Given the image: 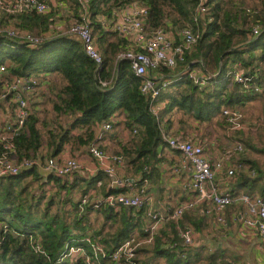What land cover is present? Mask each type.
<instances>
[{"label": "trees", "instance_id": "obj_1", "mask_svg": "<svg viewBox=\"0 0 264 264\" xmlns=\"http://www.w3.org/2000/svg\"><path fill=\"white\" fill-rule=\"evenodd\" d=\"M83 1L91 14L98 49L104 59L103 67L99 71L86 55L79 38L72 35H54L57 9L47 15L25 9L20 13L9 14L7 20L0 18V25L4 28L49 37L41 46L35 48L0 36V68L5 66L6 73L16 77L56 75L64 82L58 94V102L54 104V124L65 116L69 128L59 132L55 126L44 133L39 128L40 118L34 110L15 139L20 162L44 160L41 149L45 136H48V156L55 159L73 142V136L80 146L90 145L95 137V128L110 122L114 117L123 116L127 127L138 130L136 135L142 139L137 151L125 150V154L130 157L129 163L137 171L143 170L145 178L148 177L146 167L157 159L156 148L164 142L161 127L170 135L176 114L183 112L185 117L180 120L181 130L178 132L182 133L188 131L192 121L210 124L218 118L221 125L230 126L223 117L224 109L238 111L247 103L263 96L264 93L257 92L256 88L264 91V0L258 5L261 9L256 7L249 10L243 7L246 0L210 1L213 21L206 25H194L196 31H200L201 38L186 53V61L180 63L175 70L163 71L165 74H177L185 69L200 67L206 73L217 74L216 82L206 88H200L190 79L172 84L161 95L166 106L159 120L151 113L150 100L142 94L141 81L133 73L130 62L121 61L116 67V57L126 49L127 41L111 29L103 27L101 21L113 20L119 10L138 3L149 10L146 22L150 30L168 29L170 25L180 29L193 22L198 0H58L61 11L65 8L66 16L69 17L67 27L71 20L81 17ZM8 20L10 22L7 23ZM256 28L260 30L258 37L254 35ZM111 38L115 40L111 41ZM238 70L250 78L248 87L234 81L233 73ZM101 80L111 83L108 87H103ZM55 89L56 87L53 90ZM166 116L168 119L165 121ZM76 129L82 134L73 135ZM234 134H237L234 143H246L245 146L253 147L251 141L242 139L243 131ZM245 153L246 151L241 153L239 160L232 164L254 168L257 177L252 179L239 174L242 179L238 188H249L252 194L259 190L264 194V168ZM41 163L44 164V161ZM99 174L105 173L100 171ZM47 179L50 182L53 180L58 189L56 194L49 197L44 186L34 189L33 183L40 184L44 180L37 166L15 177H0V264H85L82 256L64 259V254L68 252L66 248L68 245L82 246L88 256H94L92 245L95 243L104 246L107 254L106 258H101L104 264H128L125 260L119 263L113 261L111 255L131 239L137 229L144 227L145 224H142L140 218L132 215L134 210L131 213L126 208L115 213L108 208H95L90 204L91 206L85 208L89 210L82 212V200L90 192L91 184L80 192V198H70L68 189L71 191L73 187L67 184L65 178L52 174ZM63 190L68 193L62 195ZM115 193L116 190L110 191V194ZM89 211L105 216V224L101 230H96L91 223ZM206 218L205 214L195 215L191 211L179 223L169 221L167 228L161 229L156 237L153 247L140 248L137 262L231 264L228 261L230 256L227 258V252L222 249L215 247L211 250L199 240L193 247L184 244L177 225L180 224L183 229H192L198 234L209 227ZM108 223H118L119 226L115 232H111V225L109 233L103 234ZM86 238H90L92 243L83 242ZM174 244H177L176 249L171 247Z\"/></svg>", "mask_w": 264, "mask_h": 264}, {"label": "built area", "instance_id": "obj_2", "mask_svg": "<svg viewBox=\"0 0 264 264\" xmlns=\"http://www.w3.org/2000/svg\"><path fill=\"white\" fill-rule=\"evenodd\" d=\"M210 1L198 0L193 22L180 29L175 28V30L170 28L171 25L168 29L150 30L146 22L149 10L138 3H133L119 10L113 20L102 19L101 21L103 27L111 29L117 36L127 41L126 49L116 57V67L121 61L130 62L133 73L141 81V92L149 98L150 111L157 120L161 118L166 104V101L161 100V95L172 83L190 79L200 88H206L216 82L218 75L206 73L204 70L185 69L171 76L163 71L164 69L175 70L180 63L186 61V53L200 40L201 33L199 30L196 31L194 25L198 26L200 23L206 25L213 21ZM82 6L81 17L70 21L67 32L62 34L58 32L55 35H72L79 38L86 55L96 64L97 71H99L103 67L104 59L98 49L91 14L87 11L85 1L82 2ZM60 7L58 0H0V12L8 14L31 9L39 14L47 15L57 9V17L62 19L66 16V11L65 8L64 11L58 10ZM254 35L256 37L260 35L258 28L254 30ZM0 36L12 41H20V43L35 48L49 39L48 36H38L13 28H4L1 25ZM42 78V75L16 77L7 74L5 66L0 68V103L10 101L14 105L9 124L3 127L0 132V177H15L25 170L42 165L36 159L20 162L15 144V139L22 132L27 120L35 110L37 94L44 85ZM233 79L236 83L245 84L246 87L251 81L244 75L243 71L239 70L233 73ZM110 83L111 81L101 80L103 87H108ZM256 91L264 93L259 87L256 88ZM223 117L229 122L232 133L246 131L247 127L241 121L242 116L239 111L226 109L223 111ZM115 123H118L116 117L112 118L110 122L102 124V131L90 144L88 151L98 161L99 170L113 181L117 193L96 198L94 202L90 197L84 198L81 205L82 212L90 204H93L95 208L118 209L124 207L137 210L151 204L146 197L148 180L144 179L140 185L135 181L118 177L116 172L123 165V157L109 155L101 149V142H103L105 135L112 131ZM161 132L167 147L182 154L191 167V181L186 185L188 189L186 190L190 191L192 198L182 202L173 210L169 208L157 210L153 207L148 210L144 236L140 239L132 238L123 243L111 255L112 260L118 263L125 260L128 264H139L137 262L138 251L143 246H154L156 237L166 222L179 223L186 213L196 211L201 207H205V213L208 216L214 217L213 221L218 228L226 230L228 227L225 217L226 208L242 205L245 209L242 218L243 224L264 237V196L243 192L228 195L221 191L218 182L222 172L231 178H235L239 174L252 179L257 177V171L254 168L242 164H232V162L239 160V155L246 151V146L241 142H235L228 147L223 158L212 161L206 155L201 144L183 137L170 136L163 127H161ZM137 133L138 130H134V134ZM230 163L231 165H229ZM44 165L47 172L55 173L60 177H69L83 169L82 162L76 157H69L64 161H58L54 158L47 159ZM180 236L188 247H193L197 243L196 234L191 229L181 231ZM84 241L92 243L90 238H86ZM92 246L94 256H88L87 251L82 246L68 245L66 248L68 252L64 254L63 258L82 256L85 264H104L101 261V258L107 257L104 246L99 243ZM176 246L177 244H174L171 247L176 249ZM211 247L209 246V249H212ZM185 256L184 254L183 257ZM232 264L234 263L232 262Z\"/></svg>", "mask_w": 264, "mask_h": 264}, {"label": "crops", "instance_id": "obj_3", "mask_svg": "<svg viewBox=\"0 0 264 264\" xmlns=\"http://www.w3.org/2000/svg\"><path fill=\"white\" fill-rule=\"evenodd\" d=\"M58 10L61 9L58 8ZM8 15L9 14H7L6 12H0V18L2 19L7 20ZM8 22H10V20H8L7 23ZM170 28L172 30H175L173 26H171ZM59 30H60V23L56 27V29H54V35L58 33ZM111 41H114V39H111ZM196 69L200 71L203 70V68L200 67ZM171 75L172 74H168V76ZM42 76L44 79H46L43 80L44 85L42 89L46 87V90L48 92L50 91V88L54 89V86H51L52 84H50V82H52V77L56 75H42ZM172 84L170 85V87L172 86ZM40 90L37 94V100L35 104V114L38 117L40 116L42 105L45 106L44 105L45 102L43 99L44 97L41 96ZM44 94L45 93L42 92V95ZM52 101L53 100L49 99V102ZM46 102H48V100ZM0 108L7 114L6 119H4L3 122H5L6 120L7 121L11 120L12 118L11 107L5 104V102H2L0 103ZM117 119H118V123L114 124L112 131L109 134H106L103 142H101L100 144L101 149L111 155H117L123 157L124 160L123 165L120 166L116 172L118 177L126 178L135 181L136 183L139 184L144 179L148 180L146 197L150 200L151 204L145 206L141 210L126 209L124 207L113 210L109 208L108 209L111 212H115V213L122 212L125 209L126 211L131 210L132 213V210H134L132 215H135L137 216V218H140L142 224L146 225L148 220L147 212L152 207L157 210H161L165 208H169L173 210L182 202L192 198L190 191H187L188 189L186 188V185L191 181L192 170L189 164L183 158L182 154L169 149L167 145L163 142L156 148L157 159L155 161H152L148 165V167H146L148 177L144 178L143 170L137 171L135 166L129 163L130 157L125 154V150L129 152L137 151V149L141 146L142 139L138 135L134 134V130H132V128L127 127V125L123 122L124 121L123 116ZM167 119L168 116L164 118L165 121ZM200 124L201 123L197 121H192L191 127L188 128V131L186 133L178 132L181 130V128L180 126L176 128L175 125L172 129V132L170 133V136L183 137L186 139L193 140L194 142H197L204 147L206 155L210 160L212 161L220 160L221 158H223V155L225 154L226 150L230 145L227 147V145L224 143L223 140H221L223 142L222 144L217 145V143H214L213 141H217L218 139L212 141H205V139L203 140L200 137L199 139L196 138V136H194V133L200 129ZM102 126L103 125L95 128L94 139L102 131L103 128ZM1 130L2 129H0V132ZM174 132L175 133L178 132V134H173ZM79 134H82V132L79 131ZM73 135H76L75 132H73ZM44 138H45V142H44V146L41 149V155L44 157L43 161L45 164L47 159H50V157L48 156L49 154V147L47 141L48 136H45ZM89 146L90 145H86V146L79 145L80 149L75 150L76 148L73 147L72 143L68 144L65 147L64 151L62 152V154H60L55 159L58 161H64L65 159L72 156L78 158L82 162L83 169L81 172H76L69 177H63V178H65L64 180H67L68 183L67 182L66 183L69 184V186L73 187L71 191H69L70 189H68V192L71 195L70 198H80V194H81L80 192L87 189V187L91 184L89 187L90 192L87 194L86 197H90L92 202H94L96 198L106 196L107 194H110V191L116 190V188L113 184V181L108 176H106L105 174H99L101 170H99L98 161H96L90 155L88 151ZM44 164L38 167L41 172V176L43 177L44 180L40 184L33 183V186L34 189L36 190H38L40 186H44V190L47 191L46 194L49 197L51 195L56 194L58 189L55 186L56 183L53 180L51 182L47 181L48 180L47 178L52 174L54 176H58V175L52 172H47L45 170ZM229 165H231V163ZM241 179L242 176L231 178L228 177L226 173L222 172L218 179L221 191L228 195H232L236 193L239 194L242 192L252 194V192L249 191V188L247 189L238 188ZM68 192L66 190H63L62 195H66ZM253 193L264 196V194H262L261 191L259 190H256ZM100 209H102V207ZM87 210L89 209H86L85 212ZM244 211L245 209L243 208L242 205H233L227 207L225 217L227 220L228 227L226 230H222L218 228L214 223L213 221L214 217L208 216L205 213V207H201L200 209L193 211V213L195 215H198L200 213L205 214V216H207L206 222L208 223L209 227L204 228L203 232L198 234L195 233L194 230L192 229L191 230L196 234V238L197 235L199 236L201 234L200 237L203 239L205 247L209 248V246L210 247L212 246L211 248L213 249L216 247L217 249H222L226 251L227 252L226 257L228 258L230 256L228 261L231 264L232 262L234 264H264V237H262L257 231L250 229L243 224L242 218ZM134 212L139 214L142 213L140 214L141 217L139 216V214L136 215ZM93 214L101 216L102 221L98 222V228H97V230H101L103 224H105V218H104L105 216H103L102 214H98L96 211L95 212L89 211L88 215L90 220ZM168 222H166L165 227H163L162 230L167 228ZM111 225L113 226V229L111 228ZM118 226H119L118 223L117 224L108 223L106 225V229L104 230L103 234H108L110 228L112 229L111 232H115ZM144 227H141L142 229L141 228L137 229L133 233L132 238L135 239L142 238L144 236ZM177 228L180 229L179 231L186 230L183 229L180 226V224L177 225ZM170 234H172V232ZM149 247H153V246H143L142 248H149Z\"/></svg>", "mask_w": 264, "mask_h": 264}, {"label": "rangeland", "instance_id": "obj_4", "mask_svg": "<svg viewBox=\"0 0 264 264\" xmlns=\"http://www.w3.org/2000/svg\"><path fill=\"white\" fill-rule=\"evenodd\" d=\"M261 2H263V0H246V3L243 7L248 8L247 10H249V8L254 9L258 7L259 4L261 5ZM261 8L262 7H258L256 9H261ZM59 23H60V30H59L60 34L67 32L68 27L66 26V24H69V17L65 16L64 18L60 19V21L57 19L56 27L59 25ZM50 84H52L51 86L56 87V89L53 90L52 88H50V91L48 92L45 87L42 90H40L41 96L44 97L43 99L45 102L44 104L45 106L42 105V109L39 116L41 121L39 123V126L43 130V132H46L49 129H54L55 126L57 127V130L59 132H64L65 129L69 128V122L67 118H65V116H63L61 119H58L57 120L58 123L56 122L54 124V121L56 120L54 104L58 102V94L61 91L64 82L61 80V78H56V76H53L52 82H50ZM42 92H44L45 93L44 95L46 96L42 95ZM49 99L53 101L49 102ZM47 100L48 102H46ZM5 104L11 107V112L13 114V109H14L13 103H11L10 101H5ZM238 111L241 113L242 116L241 121H243V124H245V126L247 127L246 131L244 132V135L242 136V139H245L246 142H248L249 140L253 144V147L246 146L245 154H247L248 158H250L253 161H256L261 167L264 168V126H263L264 96H262L258 100L247 103L244 107H241ZM6 116H7L6 112H4L0 108V129H2V127H5L7 126V124H9V121L7 120L3 122V120L6 119ZM184 118L185 117L183 115V112H179L178 114H176V116L174 117V126L176 125L175 127L178 128L180 126V120ZM216 120L217 121L210 124L209 123L200 124V129L194 133V136H196V138L198 139L199 137L203 140L205 139V141H212L218 139L217 141H213L214 143H217V145L223 143L221 140L224 141L227 147L229 145H232L234 143V139L237 138V134L232 133V131L230 130V126H228L227 124L221 125V123L218 121L219 119L217 118ZM79 131L80 130L76 129L75 134L78 135ZM72 140H73L72 145L73 147L76 148L75 150H79L80 148L78 141L74 137ZM91 221L95 229L97 230L98 222L102 221L101 216L93 214V216H91ZM197 238L204 244L203 239L200 236H197ZM200 264H202V262Z\"/></svg>", "mask_w": 264, "mask_h": 264}, {"label": "water", "instance_id": "obj_5", "mask_svg": "<svg viewBox=\"0 0 264 264\" xmlns=\"http://www.w3.org/2000/svg\"><path fill=\"white\" fill-rule=\"evenodd\" d=\"M114 186H115V185H114ZM109 209L113 210V208H109Z\"/></svg>", "mask_w": 264, "mask_h": 264}]
</instances>
